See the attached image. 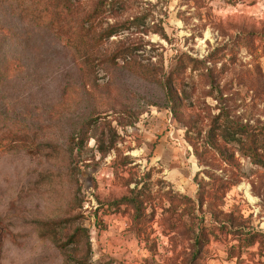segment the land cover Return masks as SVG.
<instances>
[{"label": "rangeland", "instance_id": "obj_1", "mask_svg": "<svg viewBox=\"0 0 264 264\" xmlns=\"http://www.w3.org/2000/svg\"><path fill=\"white\" fill-rule=\"evenodd\" d=\"M83 14L0 0V264H264V167L214 134L264 140V0H129L102 41Z\"/></svg>", "mask_w": 264, "mask_h": 264}, {"label": "trees", "instance_id": "obj_2", "mask_svg": "<svg viewBox=\"0 0 264 264\" xmlns=\"http://www.w3.org/2000/svg\"><path fill=\"white\" fill-rule=\"evenodd\" d=\"M42 1V0H39ZM55 6L63 7V10L67 11L72 17L76 18V15H81V12H84L82 15V29L86 30L88 33H99L97 35V38H99L100 41L103 39H108L114 35H117L121 29H127L131 26H139L142 22V17H135L133 19L127 20V22L117 25V24H107L104 25L103 21H105V16L107 14H112L116 9H120L123 6H125L129 0H102L100 1L97 6L94 8L92 12H89L87 14V0H49ZM79 7H82V11L78 10ZM48 8V5H46V9ZM42 13H45L46 10L44 9L41 11ZM58 13H60L58 11ZM34 15V14H33ZM35 18H38L40 21L44 19L45 14L39 13L38 15H34ZM74 21V20H73ZM87 22H90V25L87 26ZM56 29L61 33H68L67 27L64 25L62 21H52L51 22ZM88 27V28H87ZM163 31V30H162ZM161 35H165V32H162ZM71 43L74 45V48L81 53L82 57L87 59V64L90 63V57L92 54H90V50L85 49L83 50L82 47L78 46L77 43L72 42V37L70 38ZM84 53V54H83ZM134 50L131 48H123L116 52L114 55L115 58H121L123 60H126V62L129 64H133L130 62L131 60L128 59L129 56L133 55ZM129 65L130 67H132ZM144 73L146 68L141 67L138 68ZM148 73V72H147ZM144 75H146L144 73ZM222 117V115H218L217 119ZM214 134L222 138L226 142H234L237 143L240 147V149L243 151L245 155L250 157L252 162H254L257 165H260L264 167V155L262 154V148H264V140L259 138L257 134H254L253 132H249L241 125H234L231 120H222L219 124L214 123ZM107 149H103V151H106ZM64 222L71 221V219L63 220ZM81 232L87 235V229L85 227L79 226L75 229V232L70 236L69 242H76L77 238L80 237ZM206 243V242H205Z\"/></svg>", "mask_w": 264, "mask_h": 264}, {"label": "crops", "instance_id": "obj_3", "mask_svg": "<svg viewBox=\"0 0 264 264\" xmlns=\"http://www.w3.org/2000/svg\"><path fill=\"white\" fill-rule=\"evenodd\" d=\"M97 177L105 179V182H103V189L106 188L107 189L106 191H108V190L113 188L112 187V183H113L112 182V179H113L112 177L107 176L106 178H104L101 175L97 176Z\"/></svg>", "mask_w": 264, "mask_h": 264}]
</instances>
